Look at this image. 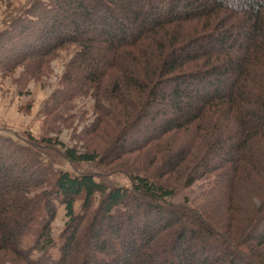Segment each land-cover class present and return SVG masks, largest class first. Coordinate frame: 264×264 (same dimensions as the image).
<instances>
[{
	"label": "trees",
	"instance_id": "16d2710c",
	"mask_svg": "<svg viewBox=\"0 0 264 264\" xmlns=\"http://www.w3.org/2000/svg\"><path fill=\"white\" fill-rule=\"evenodd\" d=\"M71 46L45 122L79 99L92 121L80 147L0 133V264H264V0H35L0 36L35 78Z\"/></svg>",
	"mask_w": 264,
	"mask_h": 264
},
{
	"label": "rangeland",
	"instance_id": "374dc122",
	"mask_svg": "<svg viewBox=\"0 0 264 264\" xmlns=\"http://www.w3.org/2000/svg\"><path fill=\"white\" fill-rule=\"evenodd\" d=\"M35 0H0V36L8 29L9 24L19 15H23ZM43 1V0H42ZM74 47L60 51L49 61L46 73L41 77L32 75L35 63L18 67L15 71L6 68L5 53L0 49V133L14 139L16 142H35L40 144L42 138H53L67 147L78 146L76 136L92 121V102L89 99L75 101L69 112L60 114L64 120L55 124L45 122V109L50 103L52 94L58 89L60 81L70 61ZM67 119V120H66ZM45 154L52 159L55 168L76 172L90 173L112 185L130 187V182L124 173H105L101 177L100 170L94 165H72L59 158L54 152ZM97 179V180H99ZM207 188L204 182H198L189 189H184L172 201L198 206L202 200V192ZM81 203L75 206V212L80 211ZM67 219L63 207L56 204V217L51 225L52 235L56 244L64 229ZM56 251H54V254Z\"/></svg>",
	"mask_w": 264,
	"mask_h": 264
}]
</instances>
